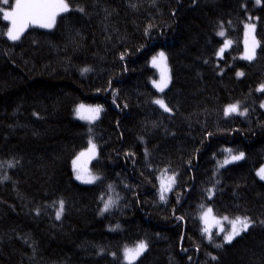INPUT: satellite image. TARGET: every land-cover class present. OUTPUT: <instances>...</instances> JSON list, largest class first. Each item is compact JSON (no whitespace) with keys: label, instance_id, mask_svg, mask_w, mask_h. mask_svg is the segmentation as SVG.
<instances>
[{"label":"trees","instance_id":"1","mask_svg":"<svg viewBox=\"0 0 264 264\" xmlns=\"http://www.w3.org/2000/svg\"><path fill=\"white\" fill-rule=\"evenodd\" d=\"M65 2L51 30L30 26L14 42L0 13V264H125L121 251L140 242L134 264H264V0ZM160 51L170 70L162 93L148 67ZM81 104L101 109L95 123L75 120ZM229 105L246 114L225 116ZM89 141L98 180L82 185L71 164ZM226 149L244 158L219 170ZM205 207L251 226L210 242Z\"/></svg>","mask_w":264,"mask_h":264},{"label":"snow or ice","instance_id":"2","mask_svg":"<svg viewBox=\"0 0 264 264\" xmlns=\"http://www.w3.org/2000/svg\"><path fill=\"white\" fill-rule=\"evenodd\" d=\"M257 5L261 4V0H255ZM10 0H0V4L3 5H9ZM69 10V5L65 2V0H15L14 7L11 8V10H5L4 8L0 7V13H2V18L4 21L10 22V27L7 30V36L10 40L16 41L20 39V36L23 34V32L29 27V25H35L42 28H52L55 24L56 17L60 13L67 12ZM82 11V9H81ZM246 29H248L251 32L255 31V25H246ZM219 35L223 36V32L219 33ZM247 35V32H246ZM230 41H227L225 43V46L219 50L218 55H222L225 49L230 44ZM256 41L253 40V46L251 49H249L246 46L245 49V56L242 57L243 59L252 60L255 56V47H256ZM123 58V57H122ZM165 60L164 53L161 52L159 54V57L153 58V66H158V61L163 62ZM83 71L87 72L89 69H84ZM243 72H238L237 76L241 77L243 76ZM168 78L165 74V72H161V79L159 82L153 81L154 87H156L159 91H163L165 87H167ZM259 91L264 92V85H262L259 89ZM157 105H159L165 112L170 111L168 106L164 103L163 99H156L153 101ZM81 108L84 106L81 105ZM261 107H264V105H261ZM79 111V110H78ZM93 113H99L101 109H90ZM232 113H237L239 115H245V112L239 111V105H229L225 109V115H229ZM83 118V117H81ZM91 144V141H89ZM92 148H95V145H92ZM226 151L229 152V158H226L221 166L227 163H231L233 161L241 160L244 158V154L240 153L238 155H232L230 149H226ZM9 167H12L13 165L9 163ZM257 175L260 177L261 180H264V167H261L259 171L257 172ZM7 177H5L6 179ZM77 179H81L85 183H92L95 178L92 179H83L79 174H77ZM170 183L167 187H165L164 180H161V200L165 199V192L169 191L171 189V183H174V177L169 178ZM111 187V186H110ZM103 199V197L101 198ZM113 201L109 199L104 204V211H107ZM63 201L59 204V210L56 213V218L59 219L62 212H63ZM212 213V209L209 208L204 213V215L201 217V219L205 222V228L204 232L208 235V239L211 242L212 240V234L210 232L208 225V217ZM213 220H215V217H213ZM223 220H228V217H223ZM231 225V230L225 232V228L221 225V222L219 220H215V224L219 226V230L217 232V235L220 233L224 234V243H231L233 239L236 236H239L242 232H246L248 228L251 226V220L248 217H236L234 220L228 221ZM217 247H221V245L217 244ZM147 245L144 242H140L135 246L133 249L125 248L124 250V257L127 260L128 264H134L135 259L146 249ZM215 259L216 257H212Z\"/></svg>","mask_w":264,"mask_h":264},{"label":"rangeland","instance_id":"3","mask_svg":"<svg viewBox=\"0 0 264 264\" xmlns=\"http://www.w3.org/2000/svg\"><path fill=\"white\" fill-rule=\"evenodd\" d=\"M11 10V9H10ZM65 12H63V13H60L59 15H57V17H56V21H57V19H58V17H60L62 14H64ZM56 21H55V23H56ZM7 23H8V28L11 26L10 25V22H8V21H6ZM249 24H251V25H255V23L254 22H252L251 20H248L245 24H244V29H243V47H244V50H243V54H242V57H244L245 56V49H246V46L249 48V49H251L252 48V46H253V40H255L256 41V39H255V31L254 32H251V31H249L248 29H246V25H249ZM30 26H34V27H37V28H41V29H45V30H51L54 26H55V24L53 25V27L52 28H42V27H39V26H35V25H29V27ZM255 27H256V25H255ZM28 28V27H27ZM25 32V31H24ZM23 32V33H24ZM246 32H247V35H246ZM22 36V35H21ZM20 36V37H21ZM7 39L9 40V41H11V42H14V41H12V40H10L9 38H8V36H7ZM257 42V41H256ZM224 46H225V44H224ZM223 46V47H224ZM228 47H229V45H228ZM227 47V48H228ZM227 48L225 49V50H227ZM256 48H257V43H256V47H255V51H256ZM162 51H160V52H158L157 54H155V55H153L150 59H149V62H148V67L151 69V70H153L154 72H155V74H156V79L154 80V81H156V82H159L160 81V79H161V72L163 71V72H165V74H166V76H167V78H168V83H167V87H165L164 88V90L163 91H165L167 88H168V86H169V84H170V70H169V66H168V63H167V58H166V54L164 53V56H165V60L163 61V62H159L158 61V66H153V58L154 57H159V54L161 53ZM254 59V58H253ZM252 59V60H253ZM242 60L243 61H246V62H250V61H252V60H247V59H243L242 58ZM151 87L156 91V92H158V93H162L163 91H159L156 87H154V85H153V81L151 82ZM259 92H262V91H259ZM81 105H83L84 107L83 108H81L80 106ZM81 105H78L75 109H74V118H75V120H77V121H79V122H81V123H83V124H87V125H90V124H93V123H95L96 121H97V119L99 118V114H100V112L99 113H93V112H91L90 111V109H96V108H98V107H95V106H91V105H84V104H81ZM261 105H264V100H263V102L261 103ZM100 109V108H99ZM262 109L264 110V107H262ZM79 110V111H78ZM239 111H240V109H239ZM239 114H237V113H232V114H229V115H225V116H238ZM81 117H83V118H81ZM92 145H95L94 144V142H91V144L89 143V145L84 149V150H82L81 152H79L76 156H75V158L73 159V161H72V164H71V169H72V173H73V176H74V179L78 182V183H80V184H82V185H92V184H94V183H96L97 182V180H98V177L96 176V175H94L93 173H92V170H91V165H92V163L94 162V160L96 159V157H97V147H96V145H95V148L93 149L92 148ZM238 155V154H237ZM227 158H229V155L227 156ZM243 159H241V160H237V161H233V162H231V163H227V164H224L223 166H221V164L223 163H221V164H219V166H218V169L220 170V169H222V168H225L226 166H229V165H231V164H235V163H238V162H241ZM261 167H264V164L263 165H261L260 167H258L257 168V170H256V176H257V178L260 180V181H264V180H261L260 179V177L257 175V172L259 171V169L261 168ZM77 174H79L83 179H85V180H87V179H92V178H95L94 179V181L92 182V183H85V182H83L81 179H77ZM171 177H174L173 175L172 176H168V177H165L163 180H164V184H165V187H167L168 186V184L170 183V180H169V178H171ZM158 186H159V194H161V184H160V178H159V181H158ZM168 191H166L165 192V194L167 193ZM207 209H209L208 207H205V208H203L201 211H200V213H199V220H200V222H201V225H202V228H203V231H204V228H205V222L201 219V217L204 215V213L207 211ZM213 217H215V220H219L220 222H221V225L225 228V232H227V231H230L231 230V225H230V223L228 222V221H230V220H234L235 218H229L228 217V220L226 221V220H223V217H216L213 213H211L210 214V216L208 217V227H209V229H210V232L212 233V232H218V230H219V226H217L216 224H215V220H213ZM205 233V232H204ZM243 233V232H242ZM241 233V234H242ZM224 234L225 233H220V235H221V239H222V243L223 244H229V243H224V239H223V237H224ZM240 234V235H241ZM239 235V236H240ZM205 236H206V238L208 239V235L205 233ZM238 236H236L235 238H237ZM234 238V239H235ZM233 239V240H234ZM139 244V243H138ZM136 246V245H135ZM135 246H132V247H126V248H129V249H133V248H135ZM124 250H125V248L123 249V251H121V259H122V261L125 263V264H128V262H127V260L125 259V257H124ZM146 250V249H145ZM145 250L135 259V261L145 252ZM134 261V262H135Z\"/></svg>","mask_w":264,"mask_h":264},{"label":"bare ground","instance_id":"4","mask_svg":"<svg viewBox=\"0 0 264 264\" xmlns=\"http://www.w3.org/2000/svg\"><path fill=\"white\" fill-rule=\"evenodd\" d=\"M165 177H168V176H163V177L160 179V184H161V180L164 179Z\"/></svg>","mask_w":264,"mask_h":264}]
</instances>
